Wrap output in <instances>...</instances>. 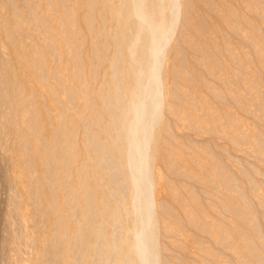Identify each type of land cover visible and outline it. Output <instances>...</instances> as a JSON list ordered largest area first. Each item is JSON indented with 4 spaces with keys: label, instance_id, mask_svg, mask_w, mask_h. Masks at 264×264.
I'll list each match as a JSON object with an SVG mask.
<instances>
[{
    "label": "bare ground",
    "instance_id": "obj_1",
    "mask_svg": "<svg viewBox=\"0 0 264 264\" xmlns=\"http://www.w3.org/2000/svg\"><path fill=\"white\" fill-rule=\"evenodd\" d=\"M0 55L3 264H264V0H0Z\"/></svg>",
    "mask_w": 264,
    "mask_h": 264
},
{
    "label": "rangeland",
    "instance_id": "obj_2",
    "mask_svg": "<svg viewBox=\"0 0 264 264\" xmlns=\"http://www.w3.org/2000/svg\"><path fill=\"white\" fill-rule=\"evenodd\" d=\"M42 42H43V41H42ZM48 52H49V51H48ZM48 52H47V53H48ZM49 53H51V51H50ZM49 53H48V56L50 55ZM49 58H50V57H49ZM51 58H52V57H51ZM51 58H50V59H51ZM0 59H1V55H0ZM15 62H16L17 64H21L22 61H21L20 59H16ZM18 62H19V63H18ZM32 69H33V68H32ZM32 69H31V67H30V68H29V72H30L31 75H32V79H34L33 76H35V74H34V73H35V69H34V70H32ZM32 73H33V74H32ZM128 76H129V75H128ZM129 77H130V76H129ZM130 79H131V77H130L129 79H128V77H127V80L130 81ZM131 81H132V79H131ZM41 89H42V90H41ZM41 89H40V92H43L44 94H43L42 97H39V98H38V103H39V105L41 106V108L44 109V108H45V104L47 103L48 100H50V96H49V94H48V95L45 94V91H46V90H45L44 88H41ZM43 90H45V91H43ZM45 95H46V96H45ZM48 97H49V98H48ZM44 98H45V99H44ZM43 99H44V100H43ZM39 101H40V102H39ZM41 102H42V103H41ZM43 103H44V104H43ZM51 103H53V101H51ZM54 107L56 108L55 105H53V109H55ZM56 109H57V108H56ZM56 109H55V110H56ZM46 117H47V116H44L42 121H43V123H44V125H45V127H46L47 132H48L49 134H51V131H52V130H51L52 123H50L49 121H51V120L48 119V118H46ZM46 120H47V122H46ZM45 122L47 123V125H46ZM49 123H50L51 126L49 125ZM49 126H50V127H49ZM49 129H50L51 131H50ZM112 139H113V141H114L115 139H116L117 141L120 140L119 143H120L121 140H122V139H119V140H118V139L116 138V136H113ZM16 153H17V151L13 150V151H12V156H14V157L16 156L15 158L13 157V160H17V161H18V162H17V163H18V164H17V165H18V166H17V169H19V168L23 167L24 164L20 161V160H22V156H20L18 153H17V154H16ZM13 154H14V155H13ZM19 156H20L21 158H19ZM6 158H7V159H6ZM1 159L4 160L3 162H5V163H3ZM1 159H0V160H1V161H0V166L2 167V169H3L4 172H5L6 166H7V165L9 166V163H10V162H9V159H10V158H8V157H4V158H1ZM19 162H21V163H19ZM2 163H3V166H4V167L1 165ZM4 164H5V165H4ZM22 164H23V165H22ZM1 167H0V170H1ZM18 167H19V168H18ZM7 169H8V167H7ZM17 169H16V170H17ZM37 169H38L39 172L41 171V169H40L39 167H38ZM3 170L0 171V172H3ZM17 173H18V174H17ZM13 174H14V175H13V179L16 178V179H15V184H14V185H10V184H9V182L6 180V177L4 176L5 173H4V175H3V173H2L3 177L0 176V180H1V181H0V190H1V191H0V194H3L4 189H5L6 187L9 188V189H8V188L5 189V192H6V193L4 192L3 195H0V197H2V198H1V201H2V199H3V207H2V204L0 203V204H1L0 207H2V208H0V209H1V210H0V216H2V215L6 212V210L11 206V204H12V202H10V201H11V200H10L11 197L13 196V197H12V200L15 199V198H16V199L18 198V195H17V194L14 195V193H15V192H16V193L19 192V191L17 192L18 186H16V185H18V184H17V183H19L18 181L21 180V179L23 178V174H21V173H19V172H17V171L14 172ZM15 174H16V175H15ZM0 175H1V173H0ZM18 175H19V176H18ZM3 178H5V179H3ZM75 178H77V177L75 176ZM2 179H3V181H4V182H3L4 184L2 183ZM17 179H18V180H17ZM16 181H17V182H16ZM7 182H8V183H7ZM106 182H107V181H106ZM5 183H6V184H5ZM1 184H2V185H1ZM9 185H10L12 188H11ZM19 185H20V184H19ZM13 186L16 187V188H14ZM107 186H108V183H107ZM108 187H109V188H108ZM108 187H106V188H108L109 191L116 189V187H114V185L111 186V184H109ZM110 187H111V188H110ZM2 188H3V189H2ZM22 188H23V189H22ZM22 188L20 189V191H21V192L25 191V192H23V193H24L26 196H28V194H27V193H28V191H27V187H22ZM7 189H8V191H7ZM10 189H12L13 192H12ZM14 189H15V190H14ZM14 191H15V192H14ZM105 191H108V190L105 189ZM9 192H11V194H9ZM12 193H13V194H12ZM8 194H9L10 196H9ZM5 195H7L8 197L5 196ZM15 196H16V197H15ZM5 199H6V200H5ZM8 199H9V200H8ZM109 199L111 200V202L114 201L113 198H112V199L109 198ZM4 202H7V203L4 204ZM8 204H9V205H8ZM5 205H8V206H5ZM7 207H8V208H7ZM27 207H28V206H27ZM116 207H117V206H114L113 209L116 210ZM4 208H5L6 210H5ZM3 209H4V210H3ZM2 210H3V212H2ZM29 210H31L30 207H28L27 211H28V213H29V218L32 219L33 213L31 212L32 210H31V211H29ZM4 211H5V212H4ZM119 211H120V209H118V207H117V211H116V213L119 212ZM126 212H127V214L129 213L128 208H126ZM128 215H129V214H128ZM9 216H12V217H13L14 215L11 214V215H9ZM12 217H9V218L12 219ZM11 219H10V220H11ZM13 219H14L13 221H15V218H13ZM52 219H53V222L56 221V220H55L56 217H53V216H52ZM1 220H2V218L0 217V232H1V231L3 232V231H4V227H3V225H2V221H1ZM11 221H12V220H11ZM13 221H12V222H13ZM40 224H41V222H40ZM39 228H40V229H39L38 236H41L40 234L43 233L45 230H44V229L42 230L41 227H39ZM2 229H3V230H2ZM2 232H1V234H2ZM1 234H0V237H1ZM42 246H43V242L41 241L40 244H39L38 249H36L37 251H36V250L34 251V252H37V253L35 254V253L33 252V254H34L33 256L35 257V259H36V261H37V264H38V261H39L38 258H39V256H40V252H39V251H41ZM37 255H38V256H37ZM40 263H41V262H40ZM40 263H39V264H40ZM0 264H3V263H2V258H0Z\"/></svg>",
    "mask_w": 264,
    "mask_h": 264
}]
</instances>
